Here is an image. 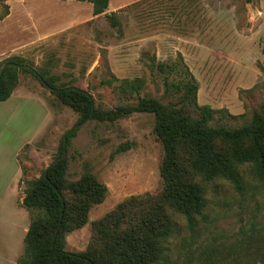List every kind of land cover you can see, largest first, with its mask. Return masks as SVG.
I'll return each instance as SVG.
<instances>
[{"label":"rangeland","instance_id":"obj_1","mask_svg":"<svg viewBox=\"0 0 264 264\" xmlns=\"http://www.w3.org/2000/svg\"><path fill=\"white\" fill-rule=\"evenodd\" d=\"M66 35V39L57 35L45 56L35 57L29 51L25 62L57 75V83L83 87L100 109L134 104L139 97L176 104L181 94L176 84L189 80L190 73L198 84L197 104L218 110L212 125L241 126L253 110H264V0H139ZM10 56L0 55V69ZM152 59L174 64L159 71ZM124 78H140L139 90L124 91L120 86ZM197 114L198 109L193 112ZM77 118L78 113L37 78L19 72L13 95L0 101V163H13L20 152L21 193L61 151L63 134ZM154 125L151 112H133L112 121L87 119L70 139L65 148L66 178L74 181L89 173L107 191L103 201L89 209L88 222L66 234V250L85 251L91 222L122 200L162 192L159 171L164 150ZM240 170L245 180H253L248 164ZM12 184L10 175L0 179V264L16 263L23 251L17 226L30 222L28 210L21 206L25 215H17L11 203ZM206 188L210 221L206 227L200 225L197 237L191 238L184 218L169 210L176 225L166 242L163 264H199L214 236L218 242L224 237L225 245L234 249L232 239L242 224L253 216L264 220V205L256 207L249 197L242 202L227 181H210ZM257 200L264 201V196ZM5 216L12 219L10 225L1 221Z\"/></svg>","mask_w":264,"mask_h":264},{"label":"trees","instance_id":"obj_2","mask_svg":"<svg viewBox=\"0 0 264 264\" xmlns=\"http://www.w3.org/2000/svg\"><path fill=\"white\" fill-rule=\"evenodd\" d=\"M78 1L91 2L94 15L105 12L108 6V0ZM2 5L0 19L8 13V5ZM151 63L159 71L174 64L155 59ZM4 64L0 69V101L11 95L19 72H27L78 113L76 122L63 134L61 151L55 157L59 159L28 181L24 189L21 205L28 210L30 222L15 264H163L166 242L176 225L169 210L184 218L191 238L197 237L200 225L206 227L210 221L207 211L211 201L206 197V183L210 181H227L242 202L249 197L256 207L264 205L257 200L258 195L264 196V110H253L241 126L212 125L218 110L197 104L198 84L190 73L189 80L176 84L181 91L176 104L139 97L134 104L103 110L95 106L85 89L57 83V75L31 67L21 56H10ZM140 81L124 78L120 86L136 92ZM133 112L155 116L154 131L164 150L159 171L162 192L122 200L91 222L92 236L85 251L66 250V234L88 222L89 209L103 201L107 187L89 173L69 181L67 157L60 158L62 150L87 119L112 121ZM244 164L252 172L251 181L245 180L240 170ZM220 238V242L216 236L210 240L199 264H264V220L253 216L242 224L232 239L234 249ZM222 248L227 251L222 253Z\"/></svg>","mask_w":264,"mask_h":264},{"label":"crops","instance_id":"obj_3","mask_svg":"<svg viewBox=\"0 0 264 264\" xmlns=\"http://www.w3.org/2000/svg\"><path fill=\"white\" fill-rule=\"evenodd\" d=\"M138 1L108 0L106 11L94 15L92 13V4L89 1L6 0L5 4L8 5V13L0 19V55H16L26 59L29 56V51H32L31 55L34 54L35 57L45 56V51L52 47L51 43L56 41L57 35L63 34L66 39V33L73 30L74 27H79L106 14H118L121 10H126V8L138 3ZM84 12H86L85 16L82 15ZM12 37H16V39L11 41ZM80 43V40H78L79 45ZM73 86L84 89L81 86ZM15 88L9 97L13 95ZM19 153L14 155L13 163H0V179H5L10 175V179L13 182L11 203L16 205L17 215L21 214L20 216H24L25 212L21 207L24 191L21 193L19 187V181L23 173L19 163ZM2 199L3 197L0 195V202ZM8 207L11 208V205L9 204ZM4 218L6 220L1 221H4L3 223L6 225H10L11 222L9 220L12 219L7 216ZM14 224L13 221L12 225L16 226ZM28 225L17 226V228L21 229L23 238Z\"/></svg>","mask_w":264,"mask_h":264},{"label":"water","instance_id":"obj_4","mask_svg":"<svg viewBox=\"0 0 264 264\" xmlns=\"http://www.w3.org/2000/svg\"><path fill=\"white\" fill-rule=\"evenodd\" d=\"M6 64H4L3 65V67L5 66ZM74 87V86H73ZM65 155H66V150H65V148L62 150V154H61V156H60V158H63V157H65ZM59 158H55V159H53L47 166H46V168L45 169H47V168H49L50 166H52L54 163H56V161L58 160Z\"/></svg>","mask_w":264,"mask_h":264}]
</instances>
